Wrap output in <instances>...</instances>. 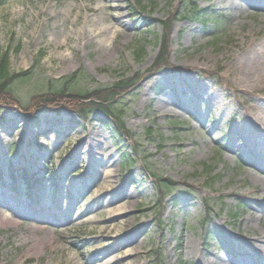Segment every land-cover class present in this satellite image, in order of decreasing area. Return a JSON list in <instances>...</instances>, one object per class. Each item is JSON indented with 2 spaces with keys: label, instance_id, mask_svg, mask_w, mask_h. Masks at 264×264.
Returning a JSON list of instances; mask_svg holds the SVG:
<instances>
[{
  "label": "rangeland",
  "instance_id": "374dc122",
  "mask_svg": "<svg viewBox=\"0 0 264 264\" xmlns=\"http://www.w3.org/2000/svg\"><path fill=\"white\" fill-rule=\"evenodd\" d=\"M113 1L125 25L107 37L82 33L89 29L85 17L102 15L105 0L0 1V54L8 53L11 71L32 73L12 86L22 104L49 78L75 73L91 89L144 74L136 90L112 103L131 134L118 143L100 112L82 122L67 111L30 117L16 107L0 110V192L9 202L1 206L0 264H198L207 252L222 254V264H263L264 242L258 251L252 245L264 237V195L254 169L264 161L239 121L249 106L264 110V88L245 90L237 55L264 38V5ZM164 27L168 61L177 69L150 71ZM173 89L190 105L176 110L174 98L166 100ZM13 144L19 147L10 153ZM124 152L134 160L126 167ZM239 161L246 167L239 169ZM165 179L172 182L167 189ZM116 191V200L98 202ZM241 204L244 217L232 219ZM120 205L126 211L109 216ZM192 243L203 251L190 254ZM240 250L245 257L232 259Z\"/></svg>",
  "mask_w": 264,
  "mask_h": 264
},
{
  "label": "trees",
  "instance_id": "16d2710c",
  "mask_svg": "<svg viewBox=\"0 0 264 264\" xmlns=\"http://www.w3.org/2000/svg\"><path fill=\"white\" fill-rule=\"evenodd\" d=\"M187 3L194 5L193 0H187ZM167 33L168 27H164V32L158 39L159 51L153 68L150 69V71L171 66L167 57L169 48ZM142 54L143 51L141 49L137 51V57H140ZM208 74L209 77H217L213 72H208ZM143 75V73L138 74L137 72L129 76L123 75L109 85H99L92 89H81L79 86L77 87L78 80L75 73L60 79H48L41 84L42 88L40 87V91L34 92V94L31 95L30 102L27 106L38 103L35 108L36 110L65 108L76 111L81 119H86L90 112L99 110L104 115L102 122L109 128L115 141L118 143L121 139H126L131 136V134L125 129L121 113L113 109L112 103H115L117 101L116 99H119L122 95L134 91L138 87V83ZM30 77L31 73L29 70L20 72L10 71L7 55L3 54L0 56V109L5 106L13 105L22 108V106L25 105L20 102L19 96L13 91L12 86L18 82L28 81ZM176 125L177 124H173L174 127H176ZM124 157V162H130L128 155L124 154ZM156 179H158V177H156ZM160 181L159 183H161ZM164 181L165 183L161 185L165 188L168 187L166 184L172 183L168 179ZM161 199H163V195L160 196V200ZM242 208L243 205H240L236 209L234 208L230 217L236 220L242 217Z\"/></svg>",
  "mask_w": 264,
  "mask_h": 264
},
{
  "label": "bare ground",
  "instance_id": "6f19581e",
  "mask_svg": "<svg viewBox=\"0 0 264 264\" xmlns=\"http://www.w3.org/2000/svg\"><path fill=\"white\" fill-rule=\"evenodd\" d=\"M102 1V0H101ZM245 1V0H244ZM251 3L256 4H264V0H246ZM116 1L113 0H105V4H102L98 9L102 12V15L98 12H93L92 16H86V24L88 25L89 29H83V34H95V36H104L107 37L108 34H119L121 27L125 25V21L122 19V12L118 4L115 3ZM101 17V25L98 24V20L96 16ZM112 39V37H109ZM258 56V58L255 57ZM237 58L244 59V65L240 67L239 76L237 78L240 82L245 83V90L249 91L250 89L253 90H261L264 88V38L260 39L257 42H250L248 43L237 55ZM151 90L148 89V94ZM166 104L160 105L159 110L162 113H168L166 110ZM199 117V114H198ZM239 121V129L243 132L245 136L247 145H249L250 149L261 150V154L258 155V161H264V110L260 109L256 106H249L246 108L245 114L240 117ZM259 149H257V147ZM262 147V149L260 148ZM103 163H100L102 165ZM261 164V163H258ZM93 170V168H90ZM257 179H261V193L264 195V169L257 167L256 168ZM98 175L101 176V171H97ZM121 194V193H120ZM0 196L3 197V200H0V214L3 208L1 206L9 205V202L5 199V197L0 192ZM118 197L117 191L112 194H104L98 202L101 204H105L106 201L108 202L111 200H116ZM264 197V196H263ZM264 201V200H263ZM125 206H118V208H110V215L114 216L126 211ZM4 223H9V218H1ZM86 221H90V219H86ZM117 239V237H116ZM260 242H264V237L258 238L257 243L252 245V249L254 251H258V245ZM184 241H182V244ZM202 247L201 244L197 245L192 243L190 245V254H199L201 253ZM207 255L210 258L206 261L203 259H197L198 264H222L224 260V256L217 252H207ZM128 255V253H127ZM133 255V254H132ZM264 256V255H263ZM107 259V258H106ZM264 264V260H263Z\"/></svg>",
  "mask_w": 264,
  "mask_h": 264
}]
</instances>
